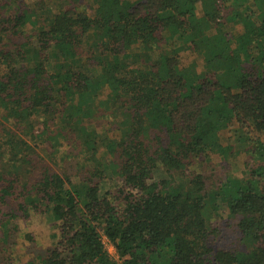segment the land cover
<instances>
[{
  "label": "trees",
  "instance_id": "16d2710c",
  "mask_svg": "<svg viewBox=\"0 0 264 264\" xmlns=\"http://www.w3.org/2000/svg\"><path fill=\"white\" fill-rule=\"evenodd\" d=\"M60 5L0 0V264H264V0Z\"/></svg>",
  "mask_w": 264,
  "mask_h": 264
},
{
  "label": "rangeland",
  "instance_id": "374dc122",
  "mask_svg": "<svg viewBox=\"0 0 264 264\" xmlns=\"http://www.w3.org/2000/svg\"><path fill=\"white\" fill-rule=\"evenodd\" d=\"M66 0H42L43 4H44V8L46 10H49L52 13H56L59 10V7L61 6L60 4H63ZM23 4L26 6H32V8H35L36 4L38 3V0H22ZM13 7V6H12ZM11 7V8H12ZM45 10V11H46ZM195 61L198 65V67L200 69H202L203 67V63L201 61L200 57H195ZM96 130H99V132H103L102 127H97L95 128ZM229 143L233 144L236 146L237 149H239L240 147H244L245 145V141L242 138L237 139L233 137V135H230V139H229ZM216 168V167H215ZM241 167L239 166V163L237 161H232L230 162L228 165H221L219 167H217L216 170V176H226L227 175H235V176H241ZM115 183L113 181L107 180L105 183H102L100 185L101 191L102 192H106L110 189H112L115 185ZM39 219V218H38ZM37 219V220H38ZM34 225L31 229L28 228H24L25 232H33L34 236H36L37 238V242L39 244V246H41V248H46L48 246H50V235L53 232V225L50 224V219L49 220H44L42 219V221H33ZM103 243H104V247L108 253V255L110 256L111 259L116 260V254L115 251L113 249V247L108 244L106 242V240L103 239ZM226 248H231L230 246H232V242L231 241H226ZM34 254H37V250L33 249Z\"/></svg>",
  "mask_w": 264,
  "mask_h": 264
}]
</instances>
